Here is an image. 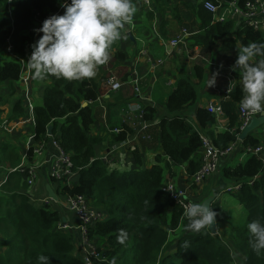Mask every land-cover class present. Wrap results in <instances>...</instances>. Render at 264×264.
<instances>
[{
	"label": "trees",
	"instance_id": "1",
	"mask_svg": "<svg viewBox=\"0 0 264 264\" xmlns=\"http://www.w3.org/2000/svg\"><path fill=\"white\" fill-rule=\"evenodd\" d=\"M230 1L224 0V4ZM244 1L240 0V5ZM156 2L164 7L167 0ZM60 5L61 0H18L11 7L14 21L9 17L0 19V31L3 30V35L13 39L15 56L5 60L0 56V115L4 113L1 104L3 86L8 83L11 96H15L13 84L22 77V60H28L32 53L31 45L42 35L34 31L38 29L37 19L63 15ZM8 7V0H0V8ZM197 11L201 14L202 28L208 40H202V44L211 47L215 37L226 38L234 34L225 40V46L238 55L241 45L264 43V32L245 25L236 29L232 20L216 22L214 14L206 12L200 2ZM0 44H6V40L1 39ZM121 55L119 52L117 57ZM261 58L256 57L255 62ZM235 60L234 68L242 80L243 70L235 67ZM195 72L196 83L184 79L178 81L177 89L167 102L169 113L177 114L196 105V84L203 79L205 70L197 66ZM30 83L35 87H45L43 104L34 109L35 140L40 144L56 141L70 155L74 171L80 175L79 182L72 187L66 180L51 178V183L58 187V197L82 195L93 208L106 213V219L90 229L91 240L97 242L100 253V259L95 260V264H239L218 234L212 235L208 229H202L199 233L186 230L188 220L184 217V210L173 202L166 191L167 176L174 178V170L186 168V173L193 176L200 169L203 132L196 131L184 116L164 119L160 129L165 154L158 156L151 169L125 172L109 170L108 165L98 159L96 154V146L104 138L90 135L96 121L93 105L102 93L99 87L87 79L68 81L50 75L43 80L33 79V70ZM242 96V86H237L230 94V99L222 103L223 113L237 133H204L218 149H227L237 140L236 134H239L241 127L238 109ZM145 113V119L149 121L153 119L155 110L147 108ZM24 115V106L18 100L8 118L2 122L23 118ZM196 119L200 129H206L216 122L215 114L203 108L198 110ZM61 121L63 124H60ZM51 125L52 136L49 135ZM127 136L128 131L122 129L115 135V141H125ZM261 144L254 133L241 143L243 148H255ZM33 155V149H30L29 157ZM135 156L138 164H141L139 154L135 153ZM3 160L0 157V166ZM8 162L16 168L21 163V157L12 154ZM28 173V170L11 173L2 187L0 264H41L38 261L41 255L49 258L48 264H85L82 255L76 253L75 238L59 230L61 215L49 207L36 208L24 193V190L29 189L26 179ZM224 175L228 179L243 182L237 197L248 211L246 224L234 229L229 237L231 247L245 257L242 264H264V254L257 255L250 246L247 228L248 223L254 220L264 222V166L257 156H251L245 165L225 168ZM258 176L260 179L253 185L249 184L250 180ZM213 207L217 212V221L219 208L216 204ZM179 231V236L171 241L170 234ZM172 242L176 243L175 253L169 251ZM185 243L186 248L182 247Z\"/></svg>",
	"mask_w": 264,
	"mask_h": 264
},
{
	"label": "crops",
	"instance_id": "2",
	"mask_svg": "<svg viewBox=\"0 0 264 264\" xmlns=\"http://www.w3.org/2000/svg\"><path fill=\"white\" fill-rule=\"evenodd\" d=\"M150 1L151 6L148 7L142 3V0H133L137 12L132 23L125 26L121 39L111 46L110 58L97 68V75L87 79L102 91L100 98L93 105L96 121L90 135L104 138L103 142L96 146V154L98 159L108 157L111 170L125 172L151 169L158 156L165 154L160 129L164 119L171 120L175 116H184L188 124L196 131L205 134L209 131L217 134L235 129L230 127L224 113L206 129H200L196 119L200 108L209 110L211 105L222 106L224 101L230 99V94L235 91V88L242 86L233 64L237 54L227 50L225 46V40L234 34L226 38L215 37L214 44L211 47L207 46L202 44V40H208L202 28L201 14L197 11L199 0L178 2L167 0L164 7L158 5L156 0ZM215 1L221 8L214 15V21H228L230 13L224 0ZM1 9H4L6 17L14 21L13 8ZM206 12L209 11L206 10ZM45 19L47 18L37 19L36 26L39 24L41 26ZM240 27L241 24L236 21V29ZM183 29L187 32L179 46L169 47V43L178 38ZM3 38L7 42L8 36L3 35ZM2 46L6 51V44ZM119 52L122 55L117 57ZM7 57L12 58L9 55ZM255 61L254 58L252 62ZM197 66L203 67L205 73L201 82L196 84L198 93L196 105L177 114L169 113L167 102L170 95L177 89L178 81L184 79L196 83L195 68ZM213 76L215 83L209 86L210 78ZM114 77L122 83L118 91H113L108 84V80ZM13 87L15 89L13 97L8 83L2 88L1 104L4 113L0 115V121L8 118L13 105L18 100L22 101L25 115L23 118L10 121V131L5 133L0 131V157L4 158L3 162L5 161L0 166V185L9 180L14 169L20 172L33 171L36 176L35 181L29 189L24 190L32 204L36 208L49 207L50 210L61 215L63 222H72L73 218L66 207V198L61 196L58 201H54L50 199L46 190V187L51 185L57 194L58 189L57 185L51 183L52 162L57 152L56 147L51 144L53 140L44 144L41 154H35V150L42 144L35 140L34 109L43 104L45 87H35L30 82H24L23 74ZM30 106H33V113ZM147 108L155 110L153 119L149 121L145 119ZM60 124H63V121ZM122 129L128 131V136L125 141L117 142L115 135H118ZM254 135L264 144L263 127ZM30 149H33L34 154L31 158L29 157ZM135 153L139 154L141 164H138ZM12 154H19L21 157V163L16 168L8 162ZM250 158L251 156L240 144L232 154L222 159L220 171L198 187L190 183L186 168L174 170L176 173L174 178L167 176L168 181H177L187 197L194 203H203L207 198L217 196L214 204L219 208V220L216 221L218 235L228 248L232 246L229 240L232 231L246 224L248 211L238 199L237 194L225 193L227 186H233L240 181L225 177L224 169L245 165ZM79 178L80 175L74 173L66 180L67 184L72 187L79 182ZM258 179L260 176L257 177ZM27 183L29 185V182ZM180 233L181 231L172 232L171 241H174ZM169 248V251L173 253L176 250V243H170ZM76 253L80 255L79 250ZM235 255L240 262L245 258L236 250Z\"/></svg>",
	"mask_w": 264,
	"mask_h": 264
},
{
	"label": "clouds",
	"instance_id": "3",
	"mask_svg": "<svg viewBox=\"0 0 264 264\" xmlns=\"http://www.w3.org/2000/svg\"><path fill=\"white\" fill-rule=\"evenodd\" d=\"M60 6L63 15L50 16L34 30L42 35L31 45L27 61L33 79L43 80L49 75L68 81L92 79L97 68L109 60V49L121 39L125 26L132 23L137 7L133 0H61ZM256 57L262 58L253 63ZM237 66L243 70L241 110L264 116V43L241 45ZM214 83L213 76L209 86ZM183 214L188 220L186 230L195 233L210 231L217 218L208 200L186 205ZM247 228L253 252L264 254V222L254 220ZM182 247L186 248L187 243ZM38 261L48 264L49 258L41 255Z\"/></svg>",
	"mask_w": 264,
	"mask_h": 264
},
{
	"label": "built area",
	"instance_id": "4",
	"mask_svg": "<svg viewBox=\"0 0 264 264\" xmlns=\"http://www.w3.org/2000/svg\"><path fill=\"white\" fill-rule=\"evenodd\" d=\"M18 0H8V4L10 8L12 7L13 3ZM70 2V0H68ZM199 2L203 5V7L209 11L210 13L216 15L221 6L217 4V1L213 0H199ZM142 3L147 5L148 7L151 6L150 0H142ZM227 9L229 10L230 16L228 21L232 20L235 22H239L242 26H250L255 30H259L264 32V0H245L243 5H240V0H232L226 3ZM62 12L64 9L61 7ZM59 15V14H57ZM12 21V19H11ZM226 22V21H225ZM42 26V25H41ZM39 26L38 29L41 27ZM186 29H183L182 34L172 40L169 43V47L176 48L182 42V38L186 35ZM7 55L15 58L14 46H13V39L11 36L7 38L6 42V51ZM31 56V55H30ZM8 58V59H12ZM30 58V57H29ZM28 58V59H29ZM27 61L22 60V69H23V79L24 82H30V74L31 69H29ZM109 86L112 88L113 91H118L122 87V83L118 81L115 77L110 78L108 80ZM31 113H33V106H30ZM213 114H215L216 119H218L222 113L223 108L222 106H215L211 105L209 109ZM238 113L240 116L241 127L239 134H236L237 140L234 144H231L227 149H218L216 148L211 139L207 137L205 134H202V141L203 147L201 148V167L200 169L193 175L190 176V183L195 186H201L206 180L213 177L220 171L222 159L227 157L228 155L232 154L238 146L242 143L239 139L242 131L245 127L251 122V120L255 117L260 116L259 113L256 114H249L245 111H242L240 106L238 109ZM0 131L8 132L10 131V122L4 121L0 124ZM232 133H237L236 129L231 131ZM51 144L56 147L57 152L53 158L52 162V178L58 180H67L68 177L77 173L74 171L73 162L71 161V157L68 153H66L56 141H52ZM44 148V144L40 146L38 149L35 150V154H41ZM245 152L250 156H257L263 166H264V144H261L257 147H246L243 148ZM107 165L108 169L110 168V161L108 157H102V159ZM16 171L15 169L12 172ZM35 174L33 171L29 172V177L27 178V182H29V187H31L35 181ZM257 179H252L249 181V184L253 185ZM4 181L3 184H5ZM0 185V195H2V186ZM243 182H239L234 184L233 186L226 187L225 192L227 193H235L239 194L242 190ZM166 191L170 194L171 199L173 202L180 206L185 211V206L194 203L191 201L184 189L178 184L177 181L170 180L167 182ZM66 198V207L71 213L73 218L72 222L59 223L58 227L59 230L62 232L69 233L72 237L76 240L77 249L80 251L82 255V259L85 264H95V260L100 259L99 248L97 246V242H93L90 237V229L94 227L98 222L103 221L106 219V213L102 210L95 209L92 207L90 202L82 195L80 196H64ZM51 199V198H50ZM185 217V216H184ZM187 220V218L185 217Z\"/></svg>",
	"mask_w": 264,
	"mask_h": 264
},
{
	"label": "water",
	"instance_id": "5",
	"mask_svg": "<svg viewBox=\"0 0 264 264\" xmlns=\"http://www.w3.org/2000/svg\"><path fill=\"white\" fill-rule=\"evenodd\" d=\"M174 2H178V1H189V0H173ZM87 104H85L86 106ZM264 127V116H262L260 114V116L255 117L251 120V122L245 127V129L242 131L239 139L243 142L245 141V139L255 133L256 131H258L260 128ZM52 130H53V126L51 125L49 127V135L52 136ZM46 190L48 192L49 197L54 200V201H58L59 197L58 195L55 193L54 189L52 188L51 185H48L46 187ZM217 196L213 195L212 197L207 198L205 201L208 200L209 203H211L212 205L215 203ZM210 233L212 235H217L218 234V229H217V223H215L211 229H210Z\"/></svg>",
	"mask_w": 264,
	"mask_h": 264
},
{
	"label": "rangeland",
	"instance_id": "6",
	"mask_svg": "<svg viewBox=\"0 0 264 264\" xmlns=\"http://www.w3.org/2000/svg\"><path fill=\"white\" fill-rule=\"evenodd\" d=\"M0 19L1 18H3V17H6V13L4 12V9L2 10H0ZM7 14H8V11H7ZM40 25V24H39ZM39 25H37L36 26V28L37 27H39ZM1 39H3V34H1V32H0V40ZM1 45V44H0ZM1 47H2V49L0 50V56L3 58V59H8V57H7V53L5 52V50H4V47L1 45ZM196 88H197V85H196ZM192 107H194V106H191L190 108H192ZM202 134H204V133H202ZM227 187H229V186H227ZM226 189V188H225ZM225 193H227V192H225ZM225 195V194H224ZM175 240V239H174ZM230 248V250L233 252V254H235V250L232 248V247H229ZM176 251V250H175ZM175 251L173 252V253H175ZM235 257H236V259H239L236 255H235ZM238 261V263L239 264H242V261L240 262L239 260H237Z\"/></svg>",
	"mask_w": 264,
	"mask_h": 264
}]
</instances>
